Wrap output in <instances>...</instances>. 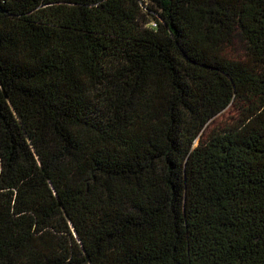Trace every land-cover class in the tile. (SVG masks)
<instances>
[{
    "label": "trees",
    "instance_id": "16d2710c",
    "mask_svg": "<svg viewBox=\"0 0 264 264\" xmlns=\"http://www.w3.org/2000/svg\"><path fill=\"white\" fill-rule=\"evenodd\" d=\"M0 264H264V0H0Z\"/></svg>",
    "mask_w": 264,
    "mask_h": 264
},
{
    "label": "rangeland",
    "instance_id": "374dc122",
    "mask_svg": "<svg viewBox=\"0 0 264 264\" xmlns=\"http://www.w3.org/2000/svg\"><path fill=\"white\" fill-rule=\"evenodd\" d=\"M243 43L241 42V41H236V43H235V45H234V52H233V54H234V57H236V56H243V52H244V50H243ZM233 113H232V111H231V109L230 108H227L218 118H217V120L214 122V124L212 123L210 126H212L213 125V127L214 126H216V124L218 125V124H222V123H224L225 121H227V120H229V118H230V116L232 115Z\"/></svg>",
    "mask_w": 264,
    "mask_h": 264
},
{
    "label": "built area",
    "instance_id": "2783aa9c",
    "mask_svg": "<svg viewBox=\"0 0 264 264\" xmlns=\"http://www.w3.org/2000/svg\"><path fill=\"white\" fill-rule=\"evenodd\" d=\"M151 25H152V26H155V23H154V22H151Z\"/></svg>",
    "mask_w": 264,
    "mask_h": 264
}]
</instances>
